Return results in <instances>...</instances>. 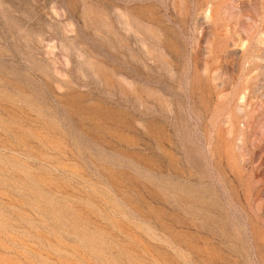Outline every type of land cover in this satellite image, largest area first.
<instances>
[{
	"label": "rangeland",
	"instance_id": "obj_1",
	"mask_svg": "<svg viewBox=\"0 0 264 264\" xmlns=\"http://www.w3.org/2000/svg\"><path fill=\"white\" fill-rule=\"evenodd\" d=\"M0 264H264V0H0Z\"/></svg>",
	"mask_w": 264,
	"mask_h": 264
}]
</instances>
